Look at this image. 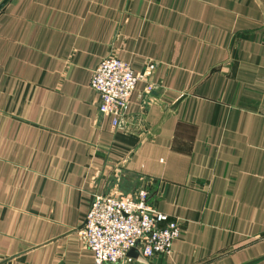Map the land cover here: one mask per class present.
<instances>
[{
  "label": "crops",
  "instance_id": "crops-1",
  "mask_svg": "<svg viewBox=\"0 0 264 264\" xmlns=\"http://www.w3.org/2000/svg\"><path fill=\"white\" fill-rule=\"evenodd\" d=\"M110 55L146 73L119 127L90 86ZM139 189L182 233L116 264H264V0H9L0 264H96L93 197Z\"/></svg>",
  "mask_w": 264,
  "mask_h": 264
},
{
  "label": "built area",
  "instance_id": "built-area-1",
  "mask_svg": "<svg viewBox=\"0 0 264 264\" xmlns=\"http://www.w3.org/2000/svg\"><path fill=\"white\" fill-rule=\"evenodd\" d=\"M145 75L113 55L105 57L94 69L90 86L100 97V111L112 117L114 127H119L127 116L136 85ZM150 197L148 189L93 197L79 232L96 264L130 261L128 252L133 248L145 258L171 252L182 233L181 224L159 211Z\"/></svg>",
  "mask_w": 264,
  "mask_h": 264
},
{
  "label": "water",
  "instance_id": "water-1",
  "mask_svg": "<svg viewBox=\"0 0 264 264\" xmlns=\"http://www.w3.org/2000/svg\"><path fill=\"white\" fill-rule=\"evenodd\" d=\"M9 0H2L1 2H0V9L2 8V7H4V5L8 2ZM140 255V251L137 249V248H133V249H131L129 252H128V256L129 257H134V258H137L138 256ZM253 262H255V260L254 261H251V262H249V263H246V264H251V263H253Z\"/></svg>",
  "mask_w": 264,
  "mask_h": 264
}]
</instances>
